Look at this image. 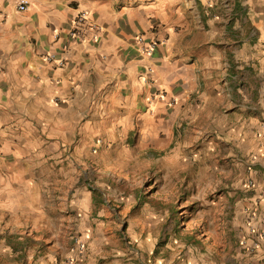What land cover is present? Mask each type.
Instances as JSON below:
<instances>
[{"label": "crops", "instance_id": "0c3cea01", "mask_svg": "<svg viewBox=\"0 0 264 264\" xmlns=\"http://www.w3.org/2000/svg\"><path fill=\"white\" fill-rule=\"evenodd\" d=\"M29 1V9L20 13L16 0H0V160H14L0 164V231H65L62 188L79 181L52 177L54 169L41 165V159L62 157L73 145L80 154L79 139L117 140L154 107L164 119L187 116L225 94L212 83L219 70L220 83L231 88L227 97L238 100L240 87L246 88L250 103L244 107L257 115L254 125L247 111L230 109L235 119L252 125L246 124L244 139L246 156L254 161L244 168L242 184L252 191L236 198L240 214L245 212L242 219L248 215L244 232L250 237L262 230L264 0H248L243 10L240 0ZM226 5L229 14H223ZM82 14L86 26L100 32L82 29L75 41L71 34ZM140 37L161 41L151 58L143 55ZM50 55L53 61L47 60ZM244 65L250 67L245 85L239 80ZM57 172L63 177L64 169ZM72 197L68 213L76 210V231H124L125 246L128 239L138 244L145 235L148 244L156 245L150 229L141 228L140 235L131 230L134 221L129 229L116 227L121 214L108 210L103 198L87 188L78 187ZM6 259L0 255V264H9ZM249 261L264 264V242Z\"/></svg>", "mask_w": 264, "mask_h": 264}, {"label": "rangeland", "instance_id": "374dc122", "mask_svg": "<svg viewBox=\"0 0 264 264\" xmlns=\"http://www.w3.org/2000/svg\"><path fill=\"white\" fill-rule=\"evenodd\" d=\"M240 1V10L249 6L248 0ZM229 5L223 14H229ZM248 69L246 65L241 69L239 80L244 85ZM220 72L212 74V83L224 88L225 94L218 93L216 100L186 112L187 116L164 119L154 107L117 140L79 139L75 146L82 149L80 154H75L73 145L62 157L48 154L41 159V165L56 172L52 177L79 181L75 187L62 188L67 200L65 231H0V255L5 254L9 264H65L67 260L73 264H252L249 260L256 250L249 252L241 241L244 237L248 242L254 235L246 236L248 215L242 219L245 212L240 214L236 200L252 191L242 186L244 168H251L254 161L246 156L244 139L252 125L235 119L230 109L239 106L254 125L259 123L253 110L244 107L250 103L249 91L240 87L238 100H231L227 97L231 88L220 83ZM4 160L14 161L4 157L0 164ZM58 168L64 169L63 177L61 172L57 176ZM78 187L92 191L103 198L108 210L121 214L116 227L129 229L134 221L131 230L136 233L150 229L148 233L157 239L154 248L146 235L138 244L128 239L125 246L124 231L104 235L76 231V210L71 214L68 210ZM78 241L85 245L83 253L77 251Z\"/></svg>", "mask_w": 264, "mask_h": 264}, {"label": "built area", "instance_id": "2783aa9c", "mask_svg": "<svg viewBox=\"0 0 264 264\" xmlns=\"http://www.w3.org/2000/svg\"><path fill=\"white\" fill-rule=\"evenodd\" d=\"M29 7H30V1L29 0H16V2H15V8L20 13L26 12L29 9ZM87 21H88V18L84 14H82L79 17V19L77 21L79 28L71 34L72 40H75V41L78 40V38H79L78 31H79V34H81L82 29L86 30V29L91 28L92 30H94L95 34L100 32V30L94 25H87L86 26ZM138 44L141 46V50H142L143 55L147 58H151L154 55L158 46L161 45V41H159L157 39L146 40V38L140 37L138 39ZM54 57H55L54 55H50V56H48L47 60L53 61ZM148 72L150 74L153 73L152 67L148 68ZM253 235H254V239H253L254 243L251 245L252 248L251 247L249 248L247 246L246 238H244L241 242V245L247 249H250L251 252H253L254 250L257 249V247L259 246V243L264 242V222H263L262 230L259 231L258 233L254 232ZM77 251L80 253H83V251H85V245L83 243H81L80 241H78V243H77ZM65 264H73V262L71 260H67Z\"/></svg>", "mask_w": 264, "mask_h": 264}]
</instances>
